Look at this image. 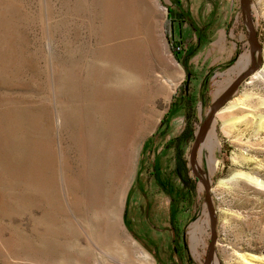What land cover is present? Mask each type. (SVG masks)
I'll use <instances>...</instances> for the list:
<instances>
[{"label": "rangeland", "instance_id": "obj_1", "mask_svg": "<svg viewBox=\"0 0 264 264\" xmlns=\"http://www.w3.org/2000/svg\"><path fill=\"white\" fill-rule=\"evenodd\" d=\"M181 1L198 25L211 20L190 74L170 50V0H0V264H135L134 249L149 264H180L175 224L183 264H203L205 185L216 231L208 264H264V0H248L261 63L219 109L227 117L215 113L192 165L216 82L250 66L249 57L237 68L250 39L240 0ZM182 31L183 45L195 43L187 24ZM181 87L194 101L180 148L196 187L172 214L148 164L156 153L161 168L172 164L171 139L188 121L180 108L162 121Z\"/></svg>", "mask_w": 264, "mask_h": 264}, {"label": "trees", "instance_id": "obj_2", "mask_svg": "<svg viewBox=\"0 0 264 264\" xmlns=\"http://www.w3.org/2000/svg\"><path fill=\"white\" fill-rule=\"evenodd\" d=\"M172 7H175L177 11L175 12ZM167 16H166V34L170 43V50L180 65L183 67L186 73L190 74V58L194 55L196 50L209 38V33L211 32V20L205 21L202 25H198L188 8L183 7L181 0H170V5L167 6ZM183 24H187L188 27L193 31L195 35V43H185L183 45L182 37ZM177 27L179 40H174L173 33L174 28ZM191 42V41H190ZM178 95H173V98H177L175 103L170 105L169 110L164 116V125L168 122L169 118L176 114L177 109H182L184 115L187 118L188 125L185 129L177 136L171 139V149L172 154V164L166 169L160 166V155L156 153L152 161L148 164V175L153 180L157 189L164 194H166L170 199V213L173 214L175 206L184 200L185 194L192 196L196 187V178L190 174V169L188 167V161L183 155V151L180 148V143L182 139L189 135L191 131L190 123L193 121L194 117V101L193 95L188 90V88H179ZM161 128L158 129L151 138L148 139L150 142L160 133ZM151 143V142H150ZM152 152L153 150H148V145L145 143L143 151ZM181 186H184L182 190ZM175 231L182 234L181 244H177L173 247L172 251L177 255L178 260L183 264L184 255L187 254V243L185 240V231L180 229L176 224L174 225ZM175 232V235L177 233ZM174 241V239H173ZM188 258V256H187Z\"/></svg>", "mask_w": 264, "mask_h": 264}, {"label": "water", "instance_id": "obj_3", "mask_svg": "<svg viewBox=\"0 0 264 264\" xmlns=\"http://www.w3.org/2000/svg\"><path fill=\"white\" fill-rule=\"evenodd\" d=\"M240 8L242 12L244 13V21L245 26L247 28V32L249 34V57H250V66L246 69V71L233 79L219 94V96L214 100L212 105L211 112L206 116L204 122L201 124L197 135L195 136V139L193 141L191 151H190V164L192 165L196 147L198 144V141L204 135L207 128L209 127L210 123L212 122L215 113L224 105L227 97L236 89V87L252 73L257 66L261 63V45L258 41L256 30L253 25L251 13H250V5L248 0H240ZM256 52V53H255ZM206 190V205L208 210V216H209V227H210V244L208 248L207 255L204 258L203 264H208L210 260L213 257L214 253V244L216 239V231H215V216H214V208L211 201V195L208 191V187L205 185Z\"/></svg>", "mask_w": 264, "mask_h": 264}, {"label": "bare ground", "instance_id": "obj_4", "mask_svg": "<svg viewBox=\"0 0 264 264\" xmlns=\"http://www.w3.org/2000/svg\"><path fill=\"white\" fill-rule=\"evenodd\" d=\"M166 59V58H165ZM169 61V63L171 62V65L172 67L178 71V67L176 65V62L174 60H172V58H168L167 59ZM249 63V56L247 53H244L243 55L240 56L238 62H237V68L240 70V69H244L247 67ZM145 79V78H144ZM231 80L230 79H226V80H223V81H217L216 82V88H215V91H214V94L215 96H219L220 92L228 85V83L230 82ZM228 113H226V111L224 109H221L219 110L217 113H216V116L217 118H220V119H225L227 117ZM225 123V121H222V125ZM136 133V132H135ZM208 139H209V142H210V146L211 148L213 147L214 145V133L213 131H211L209 134H208ZM206 146V145H205ZM212 151V150H211ZM211 161V156L209 157V162ZM258 180V179H257ZM262 183V182H261ZM258 185V184H257ZM262 186H264V184H261ZM260 185V186H261ZM201 224L196 221L194 222L192 225H191V229L189 231L190 233V240H191V244L192 246L194 247L196 245V243L199 241V237H198V234L200 233V226ZM129 241V240H128ZM130 243V242H129ZM126 246H128L130 248V246L128 244H126ZM135 251H131V257H132V260L134 258H136V261H135V264H149V261H148V257L145 253H143L142 251L140 250H136L134 249ZM129 251V250H128ZM136 251L139 253V254H136ZM117 257H112L111 256V260L113 263H115Z\"/></svg>", "mask_w": 264, "mask_h": 264}]
</instances>
